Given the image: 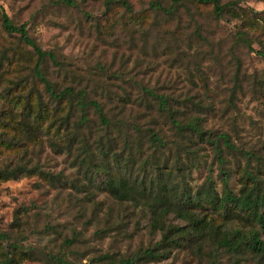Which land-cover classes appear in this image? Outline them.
<instances>
[{
  "label": "trees",
  "instance_id": "16d2710c",
  "mask_svg": "<svg viewBox=\"0 0 264 264\" xmlns=\"http://www.w3.org/2000/svg\"><path fill=\"white\" fill-rule=\"evenodd\" d=\"M113 4L112 0L105 2L104 15H110V19H113ZM117 4L120 29L138 36L141 43L157 25L156 33L163 31L165 35L161 38L173 50L175 40L170 42L165 38L173 33L164 25L169 21L182 33L179 18L183 12L191 17L188 5H192L210 8L206 16L215 22L238 21L240 25L234 36L240 47L251 51L253 44L264 47V11L242 8L236 1L148 0L140 11H134L126 0ZM159 16L164 18L162 22L157 20ZM149 17L154 19L152 23L146 22ZM198 28L192 35L204 44L206 39ZM0 31L5 35H0V183L35 175L49 181L39 165L24 162L29 149L45 144L55 154H65L76 163L71 168L74 167L78 177L83 176V181L73 178L69 182L74 191L88 199L94 198L88 188L100 175V191L114 203L145 209L149 233L159 235L154 244L125 259L115 262L105 255L95 261L144 264L147 260L167 259L171 249L181 248L191 254L207 250L208 259L225 256L229 264H248L253 260L264 264V156L237 151L228 134L204 127L206 119L196 115L199 110L179 114L168 96L138 82H133L139 91L135 103L147 113L126 119L124 112L133 103L126 99V93H113V98L105 103L89 96L94 90L108 91L109 96L108 84L101 79L106 68H96V74L91 76L97 79L80 74L69 77L65 71L60 80H51L48 66L51 64L57 71L55 74L61 77L63 65L52 52L38 46L25 24H14L1 7ZM255 52L264 58L263 51ZM122 75L118 73L114 77L113 73V79ZM239 75L236 67L227 100L231 108L235 107L232 100L240 85ZM252 80L254 93H264V77L253 76ZM200 105L198 102V109ZM149 112L157 113L150 116ZM161 116L174 130L170 141L154 128ZM141 119L150 121L149 126L142 129L138 122ZM224 149L237 153L243 163L231 164ZM205 166V180L193 188L192 172ZM213 167H216L218 187L211 177ZM60 175H54L49 183L53 185ZM235 179L237 184L233 188L231 182ZM22 222L17 215L12 225L18 228ZM24 241V236L18 239L17 235L0 232V264L24 261L73 264L64 252H43L30 245L23 246Z\"/></svg>",
  "mask_w": 264,
  "mask_h": 264
},
{
  "label": "rangeland",
  "instance_id": "374dc122",
  "mask_svg": "<svg viewBox=\"0 0 264 264\" xmlns=\"http://www.w3.org/2000/svg\"><path fill=\"white\" fill-rule=\"evenodd\" d=\"M106 1L0 0V7L14 24H25L38 46L52 52L56 61L63 65L64 71L58 77L56 69L48 63L51 80H60L65 71L69 77L80 74L97 79L91 75H95L96 68L101 66L103 70L107 69L101 79L108 84L110 94L107 97L108 91L95 90L88 94L105 103L113 98V93H126V99L133 102L131 109L124 112L126 119L133 120L136 115L147 113L143 111V106L135 103L139 91L133 82H138L168 96L179 114L199 110L196 115L206 119L204 127L228 134L237 151L264 156V93H254L252 80L253 76L264 77V58L255 52H264V47L253 44L254 51H251L237 45L234 35L240 25L238 21L215 22L206 16L210 8L187 4L191 17L180 10L183 12L179 18L182 33L169 21L164 25L173 33L165 37L170 42L175 40L172 50L161 38L165 33H156L157 25L149 30L150 36L147 40L143 38L142 43L138 36L122 31L117 4L120 0H112L113 19L104 15ZM126 1L134 11L144 9L148 2ZM220 1H236L242 8L264 11V0ZM153 20L149 17L146 22L152 23ZM157 20L162 22L164 18L159 16ZM198 26L201 36L206 39L204 44L192 35ZM0 35L5 36L2 31ZM188 37L192 38L191 41ZM236 67H239L240 85L232 100L235 107L231 108L227 100ZM113 73L114 77L118 73L123 75L113 79ZM198 102H201L199 109L196 106ZM149 113L155 116L157 112ZM156 120L154 128L166 140H172L174 130L168 120L164 116ZM138 122L142 129L150 124L143 119ZM224 154L231 164L243 163L235 152L224 149ZM24 156V162L39 165L48 174L49 181L54 175H61L56 177L53 185L36 175L0 183V232L17 235L18 239L24 236L23 246L30 245L52 254L64 252L73 264H105L107 260L95 261L105 255L116 262L142 252L159 240L158 234L149 233L145 209L114 203L100 191V175L88 188L90 195L94 196L88 199L70 187L69 182L73 178L83 181V176L78 177L74 167L71 168L76 164L71 157L55 154L45 144L29 149ZM14 159L16 157L12 161ZM206 161L210 163L209 158ZM213 172L211 177L218 187L216 167H213ZM231 172L234 170L231 169ZM206 174V166L193 171L190 185L196 188L205 180ZM236 181L231 182L233 188ZM17 215L23 221L18 228L12 225ZM207 252L191 254L181 248L171 249L167 259L147 260L144 264H208L213 261L229 264L225 256L208 259ZM21 264L40 263L24 261ZM248 264H257V260Z\"/></svg>",
  "mask_w": 264,
  "mask_h": 264
}]
</instances>
